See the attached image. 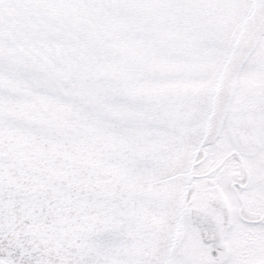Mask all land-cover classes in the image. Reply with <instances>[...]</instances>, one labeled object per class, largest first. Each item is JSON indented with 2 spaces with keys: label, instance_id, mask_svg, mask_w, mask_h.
I'll return each mask as SVG.
<instances>
[{
  "label": "snow or ice",
  "instance_id": "obj_1",
  "mask_svg": "<svg viewBox=\"0 0 264 264\" xmlns=\"http://www.w3.org/2000/svg\"><path fill=\"white\" fill-rule=\"evenodd\" d=\"M0 264H264V0H0Z\"/></svg>",
  "mask_w": 264,
  "mask_h": 264
}]
</instances>
